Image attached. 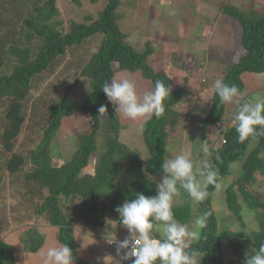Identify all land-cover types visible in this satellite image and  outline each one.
<instances>
[{"label": "trees", "instance_id": "obj_1", "mask_svg": "<svg viewBox=\"0 0 264 264\" xmlns=\"http://www.w3.org/2000/svg\"><path fill=\"white\" fill-rule=\"evenodd\" d=\"M106 1L96 19L86 16L85 22H74L70 31L62 35L60 28L64 22L58 19L61 14L58 0H47L35 7L32 17L23 21L28 29L25 34L27 44H11L8 57L0 56V264L15 263L14 248L4 240V234L13 225L11 219L17 225L41 222L58 228V239L72 248L74 263L94 264L81 257L76 231L99 239L108 231L126 236L128 231L119 224L120 217L115 208L134 199L137 193L154 196L157 192L156 184L163 176L161 165L167 158L171 130L180 117L173 107L181 104L184 98L190 99L191 92L173 87L166 72L154 69L149 59L155 48L150 42L145 44L142 52L134 49L129 34L122 31L119 23L123 17L119 9L126 0ZM222 12L240 23L245 51L222 79L244 92L243 74L264 73V15L256 11L246 13L234 5H224ZM99 34L103 37L98 51L87 55L86 58L90 57L86 62L82 61L84 54L71 62L72 68H82L81 75L89 78L91 93L82 101L73 99L70 91L78 84L75 81L53 88L55 94L61 93L64 87L65 92L52 103L39 96L38 104L29 107L33 91L41 88L50 71L56 73L59 69L56 62L70 48L85 45L86 40ZM36 37L44 42L33 57L31 45ZM10 61L14 63L11 72L4 73L2 69H7L5 65ZM68 65L71 68L70 63ZM115 68L119 72L141 73L153 88L155 82L161 80L172 89L165 101L163 115L144 122L143 135L149 152L146 160L120 141V117L116 116L113 105L101 89L115 76ZM101 105L108 109L103 118L98 113ZM204 109L194 121L197 130L192 140L213 144L209 130L213 131L227 121V105L220 104L213 89L212 98ZM78 112L86 114L90 128L78 137L72 159L56 167L52 159L54 138L63 119ZM224 133L226 142L210 157L211 162L218 169L220 180L230 174H239L224 190L227 192L226 204L244 225L243 206L238 200L239 194L242 195L247 207L259 212L256 217L259 231L255 229L250 235L243 230L221 231L212 207L216 189L209 186L208 199L196 206L201 212L212 210L204 230L206 239L193 244L205 252L201 264H226L223 252L226 241L238 240L232 247L239 264H244L246 254L252 248L264 243V193L260 188L253 189L257 176L264 177V136L240 143L233 126ZM99 156L89 171L93 158ZM247 186H250L249 190ZM183 198L187 201L186 194ZM193 211L195 209L187 202L174 208L176 218L182 222H189ZM23 238L26 250L31 253L38 252L45 243L44 236L35 228L28 230ZM241 247L244 249L240 250Z\"/></svg>", "mask_w": 264, "mask_h": 264}, {"label": "rangeland", "instance_id": "obj_2", "mask_svg": "<svg viewBox=\"0 0 264 264\" xmlns=\"http://www.w3.org/2000/svg\"><path fill=\"white\" fill-rule=\"evenodd\" d=\"M46 1L47 0H0V56L4 58L8 57L6 54H8V49L11 44L20 46L27 44L25 41V34L28 29L24 26L23 21L25 18L32 17L35 7ZM149 4L150 6H148L147 0H129L119 9V12L123 14L119 23L122 31L129 33L130 42L133 43L134 49L138 52H142L145 49V44L147 42L152 44L155 48V53H153L149 59L150 63L155 70H163L168 74L174 85L173 87L183 88L188 92L191 90L194 93V96H192L193 93H191L192 95H188V97L191 96L190 99L184 98L181 104L173 107L174 110L179 112L180 117L176 120V125L171 130V138L169 141L172 143L170 146L171 149L168 150V157L179 154L181 151H188L193 156H196L200 143L199 141L193 142L192 140L197 130L194 121L198 115L202 114L200 111H202V107H205L206 101H208V99H202L198 88H200V84H202L200 90H204L207 87L212 89L214 80L224 77L230 71L231 65L238 62L239 58L245 54L241 43V25L238 21L223 14V6L234 5L246 13L249 11H256L263 14L264 0H150ZM104 8V0H96V2L92 0H62L60 2L61 14L58 19L63 20L64 25L60 28V32L62 35L68 33L74 22H85L86 16H93V19H96L98 13ZM150 8L152 10L151 16L153 20L146 24L140 23L142 19L138 20L136 16L139 12L140 14H145L146 10ZM177 11H181V14ZM55 20H57V18ZM90 23H92V21L88 22V24ZM186 30L187 32H185ZM102 37V34L96 35L86 40L87 44L70 48L66 55L56 62L59 68L55 70L56 73L51 72L50 69L49 71L51 73H48L41 88L33 91L29 107L38 104L37 100L39 96H42L43 100L47 103H52V101L58 99V97L65 92L63 91V89H65L64 87L61 93L56 92L55 94L53 88L60 85L66 86V84L68 85L75 81H77L78 84L72 88L70 96L77 101L84 100L92 91L91 82L88 77L81 75L80 71L82 68L80 67V70L72 68L71 62L77 60L83 56V54L84 59L82 61L87 60L90 57L86 58L87 55L92 54L93 51H98ZM43 42L44 39L40 37L34 39L31 45L33 48V57L38 53ZM90 47H92V49ZM69 63L71 68H69ZM13 64L12 61L7 62L5 66L8 68L5 70L2 69V71L4 73L11 72ZM186 73H190L189 77H185L187 76ZM196 76L200 84H197L195 89H193L196 83ZM115 77L133 79L141 93L145 90H151L149 83L151 84V88H153L152 83L143 79L142 74L138 72H119L115 68ZM246 80L249 81V87L248 90L245 91V98H249V95L256 90H264V79L255 80L253 79V75H247ZM260 81L263 82V86L260 85ZM263 95V92H257L253 94L251 99L263 97ZM229 107L235 108L236 106L229 105ZM227 113L231 114L232 111L229 109ZM142 121H132L120 117L122 125L120 141H123L129 149L131 148L132 151L134 150L133 152H136L140 156L144 154V148L146 146ZM231 124L232 122L230 119V124L226 125V122H224L220 127L212 131L210 138L213 140V145L217 148L219 142H224V130H228ZM89 128L88 118L83 112H78L73 116L63 119L62 126L58 130L52 146L54 166L61 167L72 159L77 150L76 142L78 137ZM99 141H101L100 137ZM99 158L100 156L93 158L89 171H92ZM200 158H203L202 155ZM238 176L239 174H230L221 179L222 187L219 191L214 192L212 207L218 217L219 229L221 231L239 232L243 230L247 235H250L258 228L256 217L259 216V212L249 209L245 199L239 194L238 200L243 206L241 211L245 222V224L242 225V222L238 220L226 204L227 192L224 190H226ZM257 177V183H253V189L260 188L259 190L263 194L264 177ZM246 189L249 190L250 186H247ZM193 209H195V211L192 212L189 222L202 213L200 208L198 209L196 206L193 207ZM10 222L11 225L12 223L13 225L10 227L9 231L4 234V239L6 243L14 248L16 264H20V262L23 261V259L18 261L22 257V251L18 247L22 248L24 244L23 237L26 236L27 231L31 230V228H35L41 236H44L45 241H47V246L62 244L56 235V227L41 222L22 225H17L13 219H11ZM75 235L81 246L87 243L85 241L86 239L88 241H96L94 249L87 247L90 250L89 254L93 256L88 257L89 260H92V263L98 260L103 264L105 257L110 258L111 250H116V245L108 244L105 238H85V235L78 230ZM123 235L124 234H120L116 236V238L120 239L119 237L128 236ZM29 243V245L32 244L31 241ZM195 243L196 242L193 244ZM237 243L238 240L225 242L223 250L226 263L230 261H236L235 264L240 263L232 247V244L236 246ZM242 249H244V247L240 248V250ZM28 253L31 252H25V254L28 255L25 264H28V262L35 264L36 262L43 261L42 255H33L34 253L29 255ZM83 256L85 257L84 252ZM109 258V264H111ZM125 264H131V261L125 262Z\"/></svg>", "mask_w": 264, "mask_h": 264}, {"label": "clouds", "instance_id": "obj_3", "mask_svg": "<svg viewBox=\"0 0 264 264\" xmlns=\"http://www.w3.org/2000/svg\"><path fill=\"white\" fill-rule=\"evenodd\" d=\"M212 87L221 105L236 106L230 127L235 128L240 143L264 136V97L245 98L246 93L237 85H229L222 78L215 79ZM101 89L113 105L116 116L132 121L153 116L160 118L165 111V101L172 92L169 85L157 80L153 89L141 93L133 79L115 76ZM107 111V106L101 105L99 117L103 118ZM209 132L211 135L212 130ZM223 143L219 142L218 148ZM218 148L205 140L200 143L196 156L181 151L165 158L156 194L137 193L134 199L115 208L120 217L119 224L127 229L128 236L119 237L123 240L117 241L116 233H105L106 242L116 245L119 260L114 264L128 261L131 264H201L205 252L193 247V243L206 239L204 230L212 210L205 209L191 222H182L176 218L174 208L185 202L193 207L203 203L210 195L209 186L216 191L221 189L219 171L210 159ZM216 159H219L218 155ZM183 194L187 195V201ZM41 255L43 264H74L73 250L68 244L42 248ZM108 258H104V264H109ZM224 261L226 263L225 256ZM244 264H264V243L246 254Z\"/></svg>", "mask_w": 264, "mask_h": 264}, {"label": "crops", "instance_id": "obj_4", "mask_svg": "<svg viewBox=\"0 0 264 264\" xmlns=\"http://www.w3.org/2000/svg\"><path fill=\"white\" fill-rule=\"evenodd\" d=\"M62 0H58V7H59V9H60V2H61ZM66 1V0H65ZM105 1V5H106V0H104ZM129 0H127V1H125V3H127ZM149 1L150 0H147V3H148V6H150V4H149ZM151 8L150 9H147L146 10V13L145 14H140V12L138 13V15L136 16L137 17V19L139 20V19H142L141 20V22L140 23H142V24H146L147 22H150L151 20H153L152 18V16H151ZM260 11V10H259ZM60 13H61V9H60ZM263 15H264V13H263ZM185 32H187V30L185 31ZM127 34H129V33H127ZM187 74V76H185V77H189V74L190 73H186ZM247 75H253V79H255V80H259V79H264V73H262V74H252V73H245V74H243V76H242V79H243V81H244V84H245V91L246 90H248V87H249V81L248 80H246V78H247ZM191 79V78H190ZM195 79H196V83H195V85H194V87H193V89H195V87H196V85L197 84H200V83H198V78H197V76L195 77ZM247 82H246V81ZM189 82H191V81H189ZM188 82V83H189ZM250 83H251V81H250ZM263 82H261L260 81V85L261 86H263V84H262ZM201 85V87H202V84H200ZM149 87H150V89H153V88H151V84L149 83ZM153 87V86H152ZM201 87L200 88H198V90H199V94H201V96H202V99H208V101H206V105H207V103L211 100V98H212V93H213V88L211 89L210 87H207V88H205L204 90H200L201 89ZM261 90V89H260ZM260 90H256V91H254V92H252L250 95H249V98H252V96H253V94H255V93H257V92H263L264 93V90H262V91H260ZM244 91V92H245ZM189 92H191V93H193L191 90H189ZM192 96H194V93H193V95ZM263 97H264V95H263ZM190 98H191V96H190ZM205 105V106H206ZM231 110L232 111V113H233V111L235 110V108L233 107H229V105H227V110ZM204 107H202V111H200V113H204ZM232 113L230 114V113H227V121H226V125L227 124H230V119L232 120ZM147 120V119H146ZM146 120H143L142 122H143V124H144V122L146 121ZM171 136V135H170ZM171 138V137H170ZM123 142V141H122ZM171 141H169V143H168V150H170L171 149ZM123 144H125L124 142H123ZM126 145V144H125ZM127 146V145H126ZM131 149V148H130ZM145 150H144V154H142L141 155V157L143 156V159L144 160H146V159H148V157H149V152H148V149H147V147L145 146V148H144ZM132 150V149H131ZM134 151V150H133ZM168 155H169V153H167V157H168ZM158 182L160 181V180H157ZM56 235L58 236V228H56ZM83 235H85V238H87V237H91V238H96V237H94V236H91L90 234H84V233H82ZM118 235H120V234H116V236H118ZM5 240V239H4ZM59 240V239H58ZM6 241V240H5ZM87 243H84L82 246H81V249H80V255H81V257L82 258H84V259H86V260H88V261H90V262H92V260H89L88 259V257H93V256H91L90 254H89V249L87 248V247H89V248H93L94 249V245L96 244V241H88L87 239L85 240ZM24 245V244H23ZM22 245V248L21 247H18L21 251H22V257L18 260V261H21V259H23V261L22 262H20V264H25L26 263V260H27V257H28V255L27 254H25V252L27 253V251H26V248H25V246H23ZM45 247H47V241H45V243H44V245L40 248V250L38 251V252H36V253H34L33 255H41V249L42 248H45ZM86 248V249H85ZM83 252H84V254H85V257L83 256ZM29 255H31V253H28ZM89 254V255H88ZM110 260H111V264H114V261H118L119 260V256L117 255V250H111V252H110V258H109ZM15 264H16V260H15ZM28 264H33L32 262L31 263H29L28 262ZM35 264H43V261H39V262H36ZM94 264H101L100 263V261H98V260H95V262H94ZM104 264V263H103Z\"/></svg>", "mask_w": 264, "mask_h": 264}, {"label": "built area", "instance_id": "obj_5", "mask_svg": "<svg viewBox=\"0 0 264 264\" xmlns=\"http://www.w3.org/2000/svg\"><path fill=\"white\" fill-rule=\"evenodd\" d=\"M117 240H123V239H117Z\"/></svg>", "mask_w": 264, "mask_h": 264}]
</instances>
